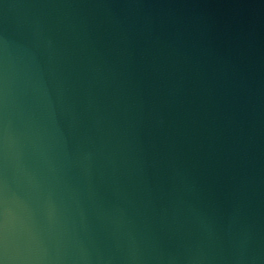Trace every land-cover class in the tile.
I'll list each match as a JSON object with an SVG mask.
<instances>
[{
	"label": "water",
	"instance_id": "95a60500",
	"mask_svg": "<svg viewBox=\"0 0 264 264\" xmlns=\"http://www.w3.org/2000/svg\"><path fill=\"white\" fill-rule=\"evenodd\" d=\"M0 264H264V0H0Z\"/></svg>",
	"mask_w": 264,
	"mask_h": 264
}]
</instances>
